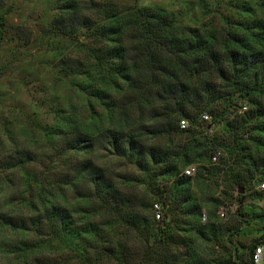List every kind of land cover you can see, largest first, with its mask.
Listing matches in <instances>:
<instances>
[{
  "label": "trees",
  "instance_id": "16d2710c",
  "mask_svg": "<svg viewBox=\"0 0 264 264\" xmlns=\"http://www.w3.org/2000/svg\"><path fill=\"white\" fill-rule=\"evenodd\" d=\"M51 1L60 13L57 27L66 29L68 33L84 35L90 42L80 44L81 51H84L82 62L68 67L65 64L61 66L69 68L66 72L70 87L78 94L90 97L88 100L97 106L108 109L106 126L97 118L91 101H88L91 115L83 125L78 119L61 116L59 123L63 130L60 133L68 139L66 138L60 156L68 153L83 154L100 142L104 151L136 169L141 175L140 185L145 187L152 200L133 214L128 212L130 208L127 201L123 200L119 206L121 191L115 186L113 178L106 175L93 161L81 163L75 170L74 177L59 183L51 179L46 171L36 173L28 170L26 166L33 158L29 153L21 152L16 159L11 156L0 168L20 173L21 189L16 202L20 207H26L31 217L25 219L23 216L0 212V231L20 236V240L13 244L0 242V253L11 255L15 262L22 261L24 264L29 263L30 257L50 251L57 254L69 252L81 264H97L99 255L121 264L125 258L123 246L117 243L119 237L115 233L116 226L134 229L133 225L136 224L144 226L145 219L140 216L141 211H149L154 204L160 203L163 207L168 206L164 218L159 222V228L164 231L162 242L171 243L175 250L174 255H171V263L166 261V264H251L250 256L255 245L248 247L249 261L243 260L238 247L232 244L229 230L217 220L216 209L222 202L211 199L210 203L214 204V208L206 214L207 220L202 223V206L191 194L192 179L196 183L208 181L216 170L209 165H216L222 156L218 144H214L197 130L201 114L207 110V106L212 105L209 102H213V99L208 100V97L215 92L214 85L203 84L206 94L202 99L191 85V77L217 68L220 80L229 89L226 94L217 96V99L222 100L221 113L214 114V110L209 109L210 116L202 115L208 119L201 117V122L208 121L211 117L214 123L222 121L230 108L236 106L237 100L245 101L252 108L242 115L239 126L223 122L222 127L235 136L232 147H222L230 154H236L235 166L247 161L251 163L250 167L258 165L264 169V159L260 164L254 162L247 144L252 143L256 150L264 146V107L261 106V101L264 103V0L228 2L226 7L234 11L236 18L220 15L225 26L221 37L212 25L202 28L187 26L176 14L166 12L159 6L134 5L118 9L109 2L91 1L88 13L92 12V16L81 20L78 19V4L74 0ZM4 26L3 15L0 14V40L5 31ZM128 34L130 40L125 41ZM216 48L223 53V58H220ZM206 59L210 65L205 66ZM121 91L125 94L132 91L138 95L135 99L136 106L133 102L130 103L140 114L136 121L126 117L124 107H119L118 111L113 110L116 102L111 92L120 94ZM146 92L148 95L144 98L142 94ZM156 102L175 107L177 119L170 126L157 125L153 122L155 118L151 119V123H142V107L153 106ZM115 120L118 123L116 125L113 123ZM181 120L188 122L187 129L179 128ZM249 125L250 130L244 139L234 133L236 127L240 133H244ZM71 126L78 129L73 131ZM82 128L89 129L87 134L81 131ZM41 132L49 139L59 135L56 131L42 129ZM169 134L184 136L186 142L168 152L161 151L156 146H148V141L158 140ZM253 134L257 136L253 138ZM217 152L220 155L217 162L212 164L211 158ZM192 164L198 166L195 175L183 176L184 169ZM230 170L233 171L234 168ZM222 171L224 175L232 176V186L240 193L236 197L239 204L236 212L241 217L242 225L247 226L252 220L257 222L259 219L263 223L264 214L255 216L253 209H243L245 195L242 186L249 178L243 179L229 171V168ZM263 179L264 176L258 180L259 184L264 182ZM125 182L130 185L132 181ZM161 182L170 185L165 196L163 192H159ZM55 184L60 189L59 193L52 192ZM79 184H84L86 188L78 192L77 203L73 208L57 204L60 199L66 203L63 189L67 186L76 188ZM166 199L168 204L165 203ZM13 201L12 199L11 202ZM82 206L95 208L84 210ZM241 211L245 212L242 214ZM101 213L109 215L99 225L90 220ZM75 215H78L77 220L72 218ZM168 215L170 220H167ZM77 222L82 225L76 224ZM175 233L182 236L176 238ZM261 238L264 241V234ZM90 241L103 245L113 242L114 246L109 248L102 245L101 251L90 260ZM199 244L210 245L212 249L216 246L224 252V258L209 262L202 257ZM180 247H184V252L178 251Z\"/></svg>",
  "mask_w": 264,
  "mask_h": 264
},
{
  "label": "rangeland",
  "instance_id": "374dc122",
  "mask_svg": "<svg viewBox=\"0 0 264 264\" xmlns=\"http://www.w3.org/2000/svg\"><path fill=\"white\" fill-rule=\"evenodd\" d=\"M74 1L78 4L80 17L78 19L81 20L82 18H88L87 16H92V12L88 13V4L91 1L97 3L109 2L118 9L134 5L159 6L166 12L176 14L187 26L202 28L212 25L219 37L225 31L220 15L236 18L234 11L226 7L228 2L235 0ZM0 14L3 15L5 22V31L0 40V165L5 164L11 156L16 159L21 152L23 154L29 153L33 161L27 164L28 170L36 173L46 171L51 179L53 178L55 182L62 183L74 177L75 170L79 168L81 163L93 161L106 175L113 178L115 186L121 191L122 197L119 206L122 205L124 200L127 201L130 208L128 212L134 214L140 211L143 204H147L151 199V195L145 187L140 185L141 175L124 160L104 151L100 142L97 141L98 143L94 145L93 149L83 154L68 153L60 156L67 138L62 136L63 133H60L63 130L62 125L59 123L61 116H69L73 120L78 119L83 125L91 115L88 106V98L90 97L80 95L70 87L67 78L68 72H66L69 69H67L68 65L83 61L84 51H81L80 44L87 43L89 40L84 35L68 33L66 29L57 27L56 22L59 20L60 13L55 9V5L51 0H0ZM128 40H130L129 34L125 38V41ZM216 50L219 51L220 58H223V53L218 48ZM63 64L67 67L62 68ZM206 65H210L207 59L205 60ZM211 70L191 77V85L194 86L196 92L200 93L202 99L206 94L203 84L214 85L215 92L208 97V100L213 99V102H209L212 105L206 107L207 110L201 114L202 119L204 114L210 116L209 109L214 110V114L221 113L222 100L217 99V96L226 94L229 91L228 86H225L220 80L219 70L217 68ZM226 73L229 77L228 70ZM111 94L116 102L113 110L118 111L119 107H124L126 117L136 121L140 114L130 103L133 102L136 106L135 99L138 95L132 91L128 94L122 91L120 94H114L113 92ZM144 94L142 96L146 98L147 92ZM90 103L93 105V111L97 118H100L106 126L105 116L108 109L97 106L93 101ZM261 106L264 107L263 101H261ZM201 107L203 110L205 109L203 106ZM186 110L193 114L190 108ZM251 110L252 108L245 101L237 100L236 106L230 108L224 115V119L218 123H214L212 117L205 122H201V117L199 118L197 130L202 132L208 140L218 144L217 147L222 152V156L216 165H209V162H207L211 168H216L214 175L203 183H196L193 178L191 188V194L197 199L202 206V211H205L206 214L214 208V204L210 203L211 199L222 202V205L216 209L217 220L225 229L229 230V234L232 235L233 246L238 247L239 255L247 261H249L248 247L263 241L261 236L264 234V223L260 222L259 219L257 222L252 220L247 226L242 225L241 217L236 212L239 205L236 202V197L240 193H238L236 187L232 186V179H230L232 176L224 175L222 170L226 171L229 168V171L238 174L240 177L242 176L243 179L245 177L249 178L242 186L243 195H245L243 209H253L254 215L258 216L264 214V191L258 190V180L264 176V169L259 168L258 165L257 167H250L251 163L247 161L235 166L237 162L235 161L236 154H230L222 147L226 145L232 147L233 136L235 135H231L229 131H226L222 124L227 121L233 126H239L242 115ZM140 113L143 116V124L151 123V119L155 118L156 120L152 121L161 127L170 126L177 119L175 107L172 104L168 105L161 102H156L153 106L147 108L142 107ZM113 123L114 125L118 124L116 120ZM76 125L80 126L79 123ZM250 127L249 125L244 133H240L238 127H236L234 133L244 139ZM71 128L74 129L73 131L78 129L72 126ZM42 129L50 132L56 131L59 135H54L49 139L43 135ZM87 130L89 129H81L85 133L88 132ZM255 136L257 135H252L253 138ZM185 142L186 137L169 134L158 140L148 141L147 144L168 152L183 146ZM247 144L249 147L248 152L253 161L260 164L261 160L264 159V146H260L256 150L252 143ZM191 166L197 172L198 166L195 164ZM232 167L234 168L233 171L230 170ZM21 180L18 171L0 168V212L23 216V218L28 219L31 214L27 212L26 207H20L16 202L18 191L21 189ZM126 180L132 181L130 185L126 184ZM61 185L64 187L63 184ZM158 187L159 192H163L164 196L170 189L169 183L165 182H161ZM85 188L84 184H79L76 188L67 186L62 190L66 203H63L60 199L57 204L63 207L66 206L68 209L73 208L74 204L77 203L78 192ZM59 190L55 184L52 192L59 193ZM12 199L13 202H11ZM165 203L168 204L167 199ZM156 205L160 208V220L155 219L153 208L149 211H141L140 216L145 219L144 226L133 225L135 229L123 225L116 226L115 233L119 237L117 243L123 246L122 252L125 258V261L121 264H161L162 262L166 264V261L171 263V255H174L175 250L171 247V243L162 242L164 231L159 228V222L164 218L168 206L163 207L160 203H156ZM93 207L95 208V206H90V208L82 206L81 208L90 210ZM241 212L243 214L245 211ZM221 213L224 214L223 217L220 216ZM107 215L109 213L97 214L95 218L90 220L99 225L103 218L108 217ZM77 216H72V218L77 220ZM170 218V215H168L167 220H170ZM76 224L82 225L79 222ZM180 235L175 233L176 238H179ZM160 238L161 242L159 241ZM19 240L20 236L18 234L11 236L10 233L0 231V242L9 245ZM102 245L97 241L94 244L90 241V260H93L94 255L101 251ZM103 246L111 248L114 243L108 242ZM198 249L203 252L202 257L207 258L209 262L224 258V252L216 246L212 249L210 245L199 244ZM184 250V247L178 249L181 253ZM72 256L69 252L59 254L53 251L40 252L30 257L28 264H81ZM157 261L160 262L157 263ZM0 264L24 263L22 261L15 262L11 255L0 253ZM97 264L120 263L99 255Z\"/></svg>",
  "mask_w": 264,
  "mask_h": 264
},
{
  "label": "built area",
  "instance_id": "2783aa9c",
  "mask_svg": "<svg viewBox=\"0 0 264 264\" xmlns=\"http://www.w3.org/2000/svg\"><path fill=\"white\" fill-rule=\"evenodd\" d=\"M203 119L207 120L208 117L203 116ZM179 128L181 130L187 129L188 128V122L186 120H181L179 122ZM219 155H220L219 152H217L213 155V157L211 158L212 164H215L217 162ZM195 172H196L195 168L193 166H189V167L184 169L182 174H183V176H186V177H192L195 175ZM258 190H260V191L264 190V182L259 184ZM153 208H154L153 212H154L155 219L158 221L161 218L160 208L156 204L153 205ZM220 216L223 217L224 214L221 213ZM206 220H207V216H206V213L203 211L201 214V217H200V221L202 223H205ZM263 223H264V218H263ZM250 262H251V264H264V241H261L260 243L255 245V247L252 251V254L250 256Z\"/></svg>",
  "mask_w": 264,
  "mask_h": 264
}]
</instances>
